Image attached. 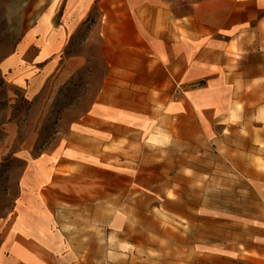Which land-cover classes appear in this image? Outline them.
<instances>
[{
  "label": "rangeland",
  "instance_id": "rangeland-1",
  "mask_svg": "<svg viewBox=\"0 0 264 264\" xmlns=\"http://www.w3.org/2000/svg\"><path fill=\"white\" fill-rule=\"evenodd\" d=\"M33 1L0 0V264L264 258V168L251 165L264 155V125L250 123L253 102L212 113L205 52L177 57L168 91L115 85L101 101L109 77L101 13L68 29L80 13L57 0L45 35L48 10ZM194 1L171 0L177 19ZM73 58L80 65L67 73ZM46 166L67 167L68 182L57 186L62 199L37 203L31 188Z\"/></svg>",
  "mask_w": 264,
  "mask_h": 264
},
{
  "label": "crops",
  "instance_id": "crops-1",
  "mask_svg": "<svg viewBox=\"0 0 264 264\" xmlns=\"http://www.w3.org/2000/svg\"><path fill=\"white\" fill-rule=\"evenodd\" d=\"M64 1L67 11L80 13L62 25L68 29L79 26L93 9L102 15L101 51L109 64V77L101 101L115 85H123L125 91L130 87L142 92H150L151 87L168 91L171 78L177 79V57L195 60L205 52L208 77H212L206 92L216 93L212 96V113L221 111L225 115L224 109H232L235 103L246 111L253 102L257 116L250 123L264 125V0H195L184 19H177L171 0ZM43 7L49 10L50 5ZM37 24L36 19L33 26ZM80 60L71 59L67 73L79 67ZM258 134L264 139V127ZM251 165L263 171L264 155L254 156ZM51 168L54 172L49 174ZM64 168L45 167L37 186L31 188L37 203L62 199L63 192L57 186L68 182ZM24 245L39 251L34 245ZM252 262L264 264V258L255 254ZM4 264L64 263L39 257Z\"/></svg>",
  "mask_w": 264,
  "mask_h": 264
},
{
  "label": "bare ground",
  "instance_id": "bare-ground-1",
  "mask_svg": "<svg viewBox=\"0 0 264 264\" xmlns=\"http://www.w3.org/2000/svg\"><path fill=\"white\" fill-rule=\"evenodd\" d=\"M32 3L36 8H39V9L41 7H43V5H50L48 12L42 14V20H41L43 33L45 35H50L51 32L53 31V26L51 23V17L54 14L55 5L57 3V0H35ZM33 16H34V14L31 13L29 10L26 11L25 14L22 16V18L24 20V24L26 21H29L31 18L33 19ZM43 57H44V55L42 54L39 58H43Z\"/></svg>",
  "mask_w": 264,
  "mask_h": 264
}]
</instances>
